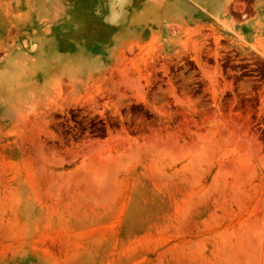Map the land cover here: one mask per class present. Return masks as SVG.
<instances>
[{
	"label": "rangeland",
	"instance_id": "rangeland-1",
	"mask_svg": "<svg viewBox=\"0 0 264 264\" xmlns=\"http://www.w3.org/2000/svg\"><path fill=\"white\" fill-rule=\"evenodd\" d=\"M217 3L0 0V264H264V0Z\"/></svg>",
	"mask_w": 264,
	"mask_h": 264
},
{
	"label": "bare ground",
	"instance_id": "bare-ground-1",
	"mask_svg": "<svg viewBox=\"0 0 264 264\" xmlns=\"http://www.w3.org/2000/svg\"><path fill=\"white\" fill-rule=\"evenodd\" d=\"M170 2H172V4H176V5L183 7V10L190 11L192 13H200V15L204 16L205 18L206 17L209 18L210 16H212L216 12V8L225 7V4L217 3V0H170ZM228 3H229V0H226V5H228ZM43 21H44V19H43ZM12 30H14V29H12ZM3 46L5 47V45H3ZM4 47H3V49H4ZM262 55L263 54L261 53V56ZM113 159H114V157H113ZM113 159H112L111 154H108L106 156L105 155L99 156V159H97V164H98L97 167L103 166V168L106 169L109 167L108 164H112L111 160H113ZM190 159L192 160V158H190ZM117 161H118V159H117ZM95 163H96V161H95ZM114 164H116V163H114ZM103 177H104V175H103ZM102 184H104V183H102Z\"/></svg>",
	"mask_w": 264,
	"mask_h": 264
},
{
	"label": "clouds",
	"instance_id": "clouds-1",
	"mask_svg": "<svg viewBox=\"0 0 264 264\" xmlns=\"http://www.w3.org/2000/svg\"><path fill=\"white\" fill-rule=\"evenodd\" d=\"M99 8H100V6L98 5L97 6V14L98 15L100 14ZM103 20H104V23L109 24L110 26H112L114 24V22L110 20L109 16L103 17Z\"/></svg>",
	"mask_w": 264,
	"mask_h": 264
}]
</instances>
